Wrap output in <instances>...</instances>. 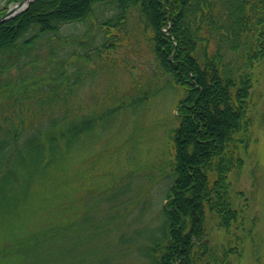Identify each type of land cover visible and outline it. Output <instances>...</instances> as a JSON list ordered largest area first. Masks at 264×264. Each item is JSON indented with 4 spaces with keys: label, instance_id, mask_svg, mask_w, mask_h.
Listing matches in <instances>:
<instances>
[{
    "label": "trees",
    "instance_id": "1",
    "mask_svg": "<svg viewBox=\"0 0 264 264\" xmlns=\"http://www.w3.org/2000/svg\"><path fill=\"white\" fill-rule=\"evenodd\" d=\"M18 1L7 0L6 5ZM130 21L147 35L158 77L182 93L175 104L177 126L169 134L171 162L161 221L138 248L141 257L146 264H236L244 242H252V229L244 224L251 226L253 219L245 204L236 205L240 193L233 191L230 177L244 166L251 69L264 60V0L31 1L21 14L0 24V102L12 101L18 88L24 91L9 72H30L26 79L31 78L42 40L57 37L60 47H70V38L61 31L85 25L80 38L85 41L79 45L86 46L89 26L125 34ZM106 40L104 51L112 45ZM52 53L49 47L47 61ZM58 66L57 61L55 78L62 87L51 86L42 98L48 104L41 118L46 122L41 120L30 133L18 127L17 118L15 126L0 128V240L8 242L0 264H69L63 259L68 254L59 257L62 250L71 253V246L79 247L80 232L91 223L90 213H83L73 224L57 227L50 221L39 233L22 230L24 221L54 196L51 191L63 185L74 154L87 148L96 129L107 127L114 114L109 109L103 115L73 116L75 109L66 98L81 81L84 66L71 75ZM56 97L65 102L54 109ZM118 192L107 200L122 197ZM213 223L222 238L211 239L212 244L208 226ZM69 227L77 237L66 238Z\"/></svg>",
    "mask_w": 264,
    "mask_h": 264
},
{
    "label": "rangeland",
    "instance_id": "2",
    "mask_svg": "<svg viewBox=\"0 0 264 264\" xmlns=\"http://www.w3.org/2000/svg\"><path fill=\"white\" fill-rule=\"evenodd\" d=\"M6 3L7 0H0V10L14 4ZM86 29L85 25H72L61 31L70 38V47H60L57 37L48 42L42 40L37 48L38 71L31 78L26 79L30 72L17 74L12 68L9 72L8 77L14 84L21 83L24 91L19 93L18 88L17 98L0 102L2 129L15 126V118L21 123L18 127L29 133L41 120L46 122L41 118L48 104L42 98L51 86L57 90L62 87L55 78L57 61L58 68L67 69V75L84 66L81 81L66 98L75 109L73 116L103 115L114 110L107 127L99 126L88 147L74 154L70 169L65 170L63 185L51 191L54 196H49L43 209L24 221L22 230L39 233L49 227L50 221L62 227L78 222L81 214L90 213L91 223L80 232V246H71V253L62 250L59 257L68 254L63 259L69 264H146L138 248L161 221L160 207L168 185L165 175L171 162L169 134L177 126L175 104L182 93L164 85L165 80L158 77L150 43L139 25L128 22L125 34L115 28L93 30L89 26L88 44L80 46ZM104 40L105 44L112 43L107 51L103 50ZM49 47L55 50L52 61H47ZM68 49L85 55V61H79ZM251 70L244 166L231 175L230 183L233 191L240 193L235 195L236 205L245 204L253 219L251 226L247 221L244 224L252 229V242H244L242 257L236 264H264V60ZM64 102L65 97H56L52 106L57 109ZM56 114L57 110H53L52 115ZM117 191L123 196L107 200ZM215 230L214 223L208 226L210 240L222 238ZM72 232L77 231L70 228L66 238L77 237ZM7 243L0 240V256L8 251Z\"/></svg>",
    "mask_w": 264,
    "mask_h": 264
},
{
    "label": "water",
    "instance_id": "3",
    "mask_svg": "<svg viewBox=\"0 0 264 264\" xmlns=\"http://www.w3.org/2000/svg\"><path fill=\"white\" fill-rule=\"evenodd\" d=\"M30 1L32 0L20 1L17 4H15L13 8L8 9L7 12L0 17V24L20 14V12H22L30 4Z\"/></svg>",
    "mask_w": 264,
    "mask_h": 264
}]
</instances>
